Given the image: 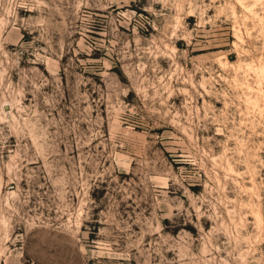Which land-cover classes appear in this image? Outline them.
Here are the masks:
<instances>
[{"label":"rangeland","instance_id":"rangeland-1","mask_svg":"<svg viewBox=\"0 0 264 264\" xmlns=\"http://www.w3.org/2000/svg\"><path fill=\"white\" fill-rule=\"evenodd\" d=\"M243 1L0 0V264H264Z\"/></svg>","mask_w":264,"mask_h":264},{"label":"bare ground","instance_id":"bare-ground-1","mask_svg":"<svg viewBox=\"0 0 264 264\" xmlns=\"http://www.w3.org/2000/svg\"><path fill=\"white\" fill-rule=\"evenodd\" d=\"M236 2L239 4V6H241L243 9L245 8V9H247V10H251V8L248 6V5H246L245 4V2L243 1V0H236ZM219 63H220V66H223L224 64H227V62H222V61H219ZM241 64H239L238 66H240ZM237 66V67H238ZM245 66H248V64H246ZM260 68H262V66L260 67ZM260 68H258V69H256L255 71L257 72V77H260V78H262V76H263V72H262V70L264 69H260ZM258 70V71H257ZM7 104V103H6ZM6 107H7V105H5ZM2 108V107H1ZM6 110V109H5ZM4 114H6V113H4Z\"/></svg>","mask_w":264,"mask_h":264},{"label":"built area","instance_id":"built-area-1","mask_svg":"<svg viewBox=\"0 0 264 264\" xmlns=\"http://www.w3.org/2000/svg\"><path fill=\"white\" fill-rule=\"evenodd\" d=\"M24 5H25V4H23V5H19V6H17V7H24Z\"/></svg>","mask_w":264,"mask_h":264},{"label":"water","instance_id":"water-1","mask_svg":"<svg viewBox=\"0 0 264 264\" xmlns=\"http://www.w3.org/2000/svg\"><path fill=\"white\" fill-rule=\"evenodd\" d=\"M4 109H7L6 107H4Z\"/></svg>","mask_w":264,"mask_h":264}]
</instances>
